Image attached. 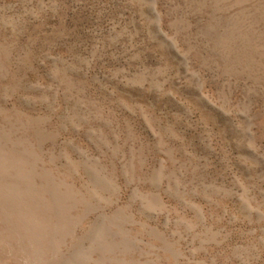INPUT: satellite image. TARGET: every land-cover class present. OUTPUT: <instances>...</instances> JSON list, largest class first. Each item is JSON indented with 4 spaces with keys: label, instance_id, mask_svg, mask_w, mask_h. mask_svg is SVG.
Listing matches in <instances>:
<instances>
[{
    "label": "rangeland",
    "instance_id": "374dc122",
    "mask_svg": "<svg viewBox=\"0 0 264 264\" xmlns=\"http://www.w3.org/2000/svg\"><path fill=\"white\" fill-rule=\"evenodd\" d=\"M0 264H264V0H0Z\"/></svg>",
    "mask_w": 264,
    "mask_h": 264
}]
</instances>
